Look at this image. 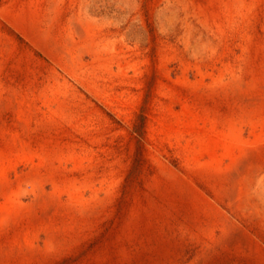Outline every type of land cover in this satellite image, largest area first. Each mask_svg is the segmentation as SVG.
Masks as SVG:
<instances>
[{
	"label": "rangeland",
	"instance_id": "obj_1",
	"mask_svg": "<svg viewBox=\"0 0 264 264\" xmlns=\"http://www.w3.org/2000/svg\"><path fill=\"white\" fill-rule=\"evenodd\" d=\"M0 158V264H264V0H0Z\"/></svg>",
	"mask_w": 264,
	"mask_h": 264
},
{
	"label": "bare ground",
	"instance_id": "obj_2",
	"mask_svg": "<svg viewBox=\"0 0 264 264\" xmlns=\"http://www.w3.org/2000/svg\"><path fill=\"white\" fill-rule=\"evenodd\" d=\"M26 18V17H25ZM31 24V23H30ZM88 26V25H87ZM90 28V27H89ZM45 35V34H44ZM63 46V45H62ZM64 48V47H63ZM72 48V47H71ZM90 48V47H89ZM256 80V79H255ZM253 81V82H249V83H243V84H237L238 86H236V87H239V89H241V90H249V91H256V89H258L260 86H262L261 84H260V86H259V82H257V81ZM259 80V79H258ZM263 82V81H262ZM257 93H258V91H257ZM23 103V102H22ZM21 104V103H20ZM19 106H21V105H19ZM18 112L20 113V116H24V114H25V109H24V106H23V108H19L18 109ZM24 118V117H23ZM236 142H239L238 140L236 141ZM236 142H234V143H236ZM12 143V142H11ZM238 145L239 144H241V143H237ZM245 145V144H244ZM247 145H248V143H247ZM254 145V144H253ZM249 146H251V145H249ZM252 149H253V146H252ZM243 151V150H242ZM246 154V153H245ZM5 156V155H4ZM43 157V156H42ZM1 159V158H0ZM46 161V160H45ZM2 166V165H1ZM1 166H0V192H1V194L3 195V197H4V201L0 204V230H1V228L3 229V226L5 225V223L6 224H8V222H11V221H13V219L15 218V217H17L18 215L20 216V206H17V204L15 203V199H14V197L12 196V195H10L6 190H5V183H4V175H3V170H2V168H1ZM43 193V192H42ZM70 194V193H69ZM51 197V196H50ZM76 198V197H75ZM73 201V200H72ZM71 201V202H72ZM80 202V201H79ZM75 203V202H74ZM77 203V202H76ZM81 203H82V201H81ZM83 204V203H82ZM45 205V204H44ZM78 205V204H77ZM79 206V205H78ZM80 207V206H79ZM78 207V208H79ZM81 208V207H80ZM83 208H85V207H83ZM22 209V208H21ZM68 209V208H67ZM33 210V209H32ZM64 210V209H63ZM67 211V210H66ZM83 211V210H82ZM86 211V209L84 210V212ZM57 212H58V210H57ZM64 212V211H63ZM68 212V211H67ZM66 212V213H67ZM31 213V212H30ZM23 214V213H22ZM25 214V213H24ZM27 214H28V212H27ZM61 214V213H60ZM63 214V213H62ZM29 215V214H28ZM61 217V216H60ZM18 219V218H17ZM19 220V219H18ZM52 220V219H51ZM55 220V219H54ZM63 220V219H62ZM61 221V220H60ZM66 221V220H65ZM15 223V222H14ZM74 224V223H73ZM45 226V228L44 229H46V231H47V233H49L48 235H50L51 233H54V232H56V231H62V232H65V231H63V230H65V229H67V227H69V226H71V225H67V223L66 222H64V221H62L61 223L60 222H55V223H53V222H50V223H48V224H46V225H44ZM73 226V225H72ZM75 226V225H74ZM73 226V227H74ZM72 228V227H71ZM59 233V232H58ZM57 233V234H58ZM55 235V234H54ZM54 235H53V237H54ZM57 237V236H56ZM55 237V238H56ZM16 238H17V236H16ZM32 237H31V235L30 234H28V232H24V233H22L20 236H19V238L15 241V242H13L14 244H12L13 246H10V247H8L7 249H5L6 250V252L8 253V254H11V252L14 250V249H22V248H26V249H31V246L33 245V244H31V242H32ZM58 239V238H57ZM49 240V239H48ZM55 240V239H54ZM60 240V239H59ZM56 241V240H55ZM58 241V240H57ZM1 246V245H0ZM4 246V245H3ZM13 249V250H12ZM3 250V249H2ZM17 250V251H18ZM18 253V252H17ZM6 254V253H5ZM19 254V253H18ZM22 254H24V253H22ZM15 256V255H14ZM24 259V258H23Z\"/></svg>",
	"mask_w": 264,
	"mask_h": 264
}]
</instances>
